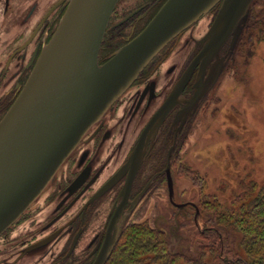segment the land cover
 Returning <instances> with one entry per match:
<instances>
[{"label": "water", "instance_id": "water-1", "mask_svg": "<svg viewBox=\"0 0 264 264\" xmlns=\"http://www.w3.org/2000/svg\"><path fill=\"white\" fill-rule=\"evenodd\" d=\"M119 0H68L58 27L42 48L16 99L0 119V235L37 199L76 148L159 51L217 3L219 10L202 37V50L140 133L127 162L125 196L140 166L145 145L175 106L195 64L203 67L191 105L217 80L222 45L240 33L253 0H166L150 22L103 63L98 55L110 16ZM166 167L169 200L173 181ZM125 168V167H124ZM110 186L106 183L100 192ZM99 192V193H100ZM116 211L92 264H105L121 234Z\"/></svg>", "mask_w": 264, "mask_h": 264}, {"label": "rangeland", "instance_id": "rangeland-1", "mask_svg": "<svg viewBox=\"0 0 264 264\" xmlns=\"http://www.w3.org/2000/svg\"><path fill=\"white\" fill-rule=\"evenodd\" d=\"M134 1L139 3L140 0L121 2L122 5L127 2L132 6ZM19 4L24 7L26 0H15V6L19 7ZM211 18L210 13L205 14L189 26L190 30L195 36L203 34L208 30ZM20 25L19 17L7 19L2 25L0 72L8 53L21 41L16 39L12 45H6L18 37L19 34L15 32ZM128 34L115 33L110 40L111 33H108L100 54L101 59L108 53L110 56L122 45ZM227 45L225 53L220 57L223 65L218 78L178 134L171 157L173 198L177 202L189 204L182 207L171 204L165 182H159L142 198L129 219L124 221V228L140 222L162 232L169 252L182 254L176 264H183L186 257L196 259L201 251L221 237V233L218 238L215 235L217 206L221 210L227 209L232 200L248 192L252 184L260 186L264 183V0L251 2L240 33L233 44L230 40ZM185 54L186 49L177 47L161 66L155 78L160 95L170 87L167 66L180 62ZM10 69L9 72L13 70V64ZM10 85L5 81L0 84V118L11 104L2 98ZM134 89L132 87L130 92ZM120 99L104 115L112 135L104 144L96 146L99 152L95 164L97 167L105 165L98 183L124 160L143 123L160 100L155 99L148 110L132 120L129 113L124 112V103ZM164 135L163 130L155 145L163 149L162 155L157 150L156 155L150 157L144 170L145 175L162 164L167 150V146L163 147L162 143ZM46 188L32 205L44 204L49 187ZM113 195L110 192L97 203L92 220L74 251L77 257L83 253L90 237L102 228ZM223 235L221 239L224 248L236 251L240 246L241 233L228 228ZM61 247L62 243H59L57 252ZM228 254L229 251H225L224 256Z\"/></svg>", "mask_w": 264, "mask_h": 264}, {"label": "flooded vegetation", "instance_id": "flooded-vegetation-1", "mask_svg": "<svg viewBox=\"0 0 264 264\" xmlns=\"http://www.w3.org/2000/svg\"><path fill=\"white\" fill-rule=\"evenodd\" d=\"M121 1L117 2L105 30L98 55L99 63H103L109 58V53L104 59H101L100 56L108 33H111L110 40L115 33H129L124 37V43H126L127 40L137 35L150 22L166 0H140L139 3L134 1L132 6L127 4V2H123L124 5H122ZM67 5L68 0H26L24 7L21 4L16 7L15 0H0V33L3 31L2 25L7 19H17L19 17L21 20V25L15 32L19 34L18 37L6 44L12 45L16 39H21L8 53L6 63L0 72V84H3V81L11 84L6 89L4 97H2L3 100L7 99V102L12 104L16 99L42 48L47 44L58 27ZM220 5L221 2L217 3L207 12L212 16L207 28L212 24ZM190 27L168 42L141 71L133 84L122 94H125L124 98H118L124 103V112L129 113L132 120L140 116L143 111L148 110L155 99L160 98L159 103L154 105V109L143 123L131 150L124 160L104 180L98 183L105 165L97 167L95 164L98 160L99 152V148L96 150V146L104 144L112 135L108 120L103 117L85 134L61 165V169L59 168L53 180L47 185L49 187L47 190L48 195L44 204L32 205V203L0 235V264H92L101 249L107 228L116 211L119 212L116 223L122 224V233L124 221L129 219L142 198L147 195L151 188L156 187L159 182H165L167 193L169 192L166 167L169 163L168 168L172 178L171 157L177 136L184 128L189 117L193 115L201 99L209 91L208 89L204 92L196 104L189 109L192 104L191 98L195 92L194 84L203 67L201 60L195 64L191 77L183 88L178 102L166 114L153 136L148 139L142 162L136 170L128 188V193L125 196V184L131 172L127 162L147 122L168 97L175 84L204 46V41H201V39L205 32L195 36ZM229 41L230 38L222 45L217 57L213 58L210 64L205 67V77L208 76L217 63L216 61L223 56ZM177 47L186 49V54L180 62L167 66L166 72L170 87L163 95H160L157 89L156 75L160 72L161 66L170 53ZM11 64H13V70L9 72ZM132 87H135V89L130 92ZM124 112L122 115H124ZM163 130L165 135L162 143L163 147L167 146V150L162 164L159 168L156 167V169L145 175L144 170L150 157L154 156V154L156 155L157 150H160V155H162L163 149H158L155 145ZM106 183H110V186L100 192V189ZM110 192H113L114 195L111 198L110 205L107 206L102 228L90 237L83 253L77 257L74 251L77 249L83 233L92 220L93 210L98 207L97 203ZM174 202L177 201L174 200ZM177 203L189 204V202ZM184 205L174 206L182 207ZM59 243H62V247L57 252Z\"/></svg>", "mask_w": 264, "mask_h": 264}, {"label": "trees", "instance_id": "trees-1", "mask_svg": "<svg viewBox=\"0 0 264 264\" xmlns=\"http://www.w3.org/2000/svg\"><path fill=\"white\" fill-rule=\"evenodd\" d=\"M216 218V238L220 233L224 238L228 228L241 233L238 250L225 249L220 237L214 243L217 246L211 243L196 259L184 258L183 264H264V183L252 184L227 209L217 206ZM224 250L230 254L224 256ZM181 255L169 252L162 232L138 222L123 229L105 264H176Z\"/></svg>", "mask_w": 264, "mask_h": 264}]
</instances>
